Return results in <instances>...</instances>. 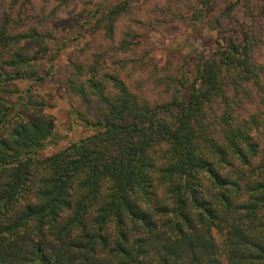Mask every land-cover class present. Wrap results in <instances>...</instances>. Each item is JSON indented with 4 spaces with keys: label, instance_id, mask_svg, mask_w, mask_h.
I'll return each instance as SVG.
<instances>
[{
    "label": "trees",
    "instance_id": "1",
    "mask_svg": "<svg viewBox=\"0 0 264 264\" xmlns=\"http://www.w3.org/2000/svg\"><path fill=\"white\" fill-rule=\"evenodd\" d=\"M214 2L170 0L147 23L222 32L238 11L264 15L260 0ZM136 3L93 13L99 47L62 80L94 132L47 156V103L31 88L8 97L14 81L44 80L27 44L46 35L0 16V264H264V35L243 28L169 70L137 52Z\"/></svg>",
    "mask_w": 264,
    "mask_h": 264
},
{
    "label": "rangeland",
    "instance_id": "2",
    "mask_svg": "<svg viewBox=\"0 0 264 264\" xmlns=\"http://www.w3.org/2000/svg\"><path fill=\"white\" fill-rule=\"evenodd\" d=\"M23 1L20 0L13 8L9 6L10 2H6L5 6L0 7V16L3 19L5 13H9L12 26L23 30L36 27L46 35L41 41L44 46L47 45L46 50L42 48V44L39 45L41 42L37 43L35 40L27 44L29 49L39 51L33 63L45 78L40 81L23 79L12 82V87H17L18 92L8 97L16 101L20 94L31 88L37 100L47 103L44 111L52 115L54 122V135L41 152L42 156H47L94 132L93 128L78 120L73 112L72 103L84 102L67 93L62 79L71 58L90 59L91 54L99 47L93 40L95 33H92V28L96 22L93 13L102 4L113 0H30L31 4L21 6ZM130 1L141 6L134 9L136 14L133 17L147 23L150 16H154L156 10L166 7L170 0ZM227 1L216 0L214 10H218ZM260 2L256 9L264 11V0ZM178 5L186 9L183 2ZM258 13L252 19L243 11H238L236 18L222 32L215 29L211 22L201 19L193 21L191 18L165 17L162 18L163 23L146 24V29H143V34L136 43L137 52L143 59L157 61L160 66H168L169 70H174L176 64H187L193 69L200 55L211 53L224 36L253 26L258 27L264 35V15ZM125 18L119 23L118 33L124 30L125 25H129Z\"/></svg>",
    "mask_w": 264,
    "mask_h": 264
}]
</instances>
